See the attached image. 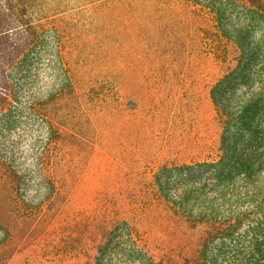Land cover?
Wrapping results in <instances>:
<instances>
[{
  "label": "rangeland",
  "instance_id": "obj_1",
  "mask_svg": "<svg viewBox=\"0 0 264 264\" xmlns=\"http://www.w3.org/2000/svg\"><path fill=\"white\" fill-rule=\"evenodd\" d=\"M44 2L54 13L47 25L58 35L47 36L38 57L30 54L13 71L45 104H27L11 133L21 178L17 192L0 182V264L88 263L97 228L112 217L129 222L156 260L192 259L202 227L156 198L150 182L164 166L170 177L183 167L190 182L217 168L200 164L218 158L224 132L210 91L238 95L251 47L264 53V16L246 3L226 5L227 37L208 8L188 0ZM256 64L249 62L251 77ZM48 138L56 181L37 166ZM233 164L218 171H236L228 183L244 191L237 180L243 169ZM263 165L257 180L264 179ZM249 208L236 242L210 245L212 264H263L249 238L252 228L264 233V201L260 210Z\"/></svg>",
  "mask_w": 264,
  "mask_h": 264
},
{
  "label": "trees",
  "instance_id": "obj_2",
  "mask_svg": "<svg viewBox=\"0 0 264 264\" xmlns=\"http://www.w3.org/2000/svg\"><path fill=\"white\" fill-rule=\"evenodd\" d=\"M44 1L0 0V182L12 192L18 191L21 173L17 168L14 156L15 144L11 139V133L16 121L27 112L25 110L27 104L37 105L40 110L42 109L40 105L45 104L41 103V94L29 93L24 83L15 78L13 71H18V66L23 65L30 54L38 57L41 45L47 36L51 33L58 35L53 27L47 25V21L54 13H51L49 2ZM188 1L193 5L208 8L216 17L219 31L227 37L232 35L222 23L226 5L233 2L246 3L249 10L264 16V0ZM235 41L240 45L241 39L237 35ZM259 51L258 44L251 47L249 61L246 67L242 66L243 72L240 74L242 89L238 95L228 99L217 95L214 87L210 91V98L216 106L224 132L221 136L218 158L214 162L200 164L213 165L217 168L210 169L204 179L190 182L185 177L183 167L177 169L170 177L171 169L164 166L155 173L154 180L150 182L156 198L163 199L174 212L181 214L192 226L202 227L203 235L196 256L192 259H184L181 264L217 263V259L208 258L210 245L215 241L236 242L239 235L238 226L250 218L249 206L260 210L264 201V179L257 180L255 176L257 168L262 166L264 161V75L260 74L261 66H264V53ZM250 61L257 63V68L254 70L255 78L250 76V73L252 74L248 69ZM238 65L240 66V62ZM20 73L21 77H25L24 72ZM254 80L256 87L251 90L250 86ZM255 105H259L260 109L256 114L253 112ZM231 127L241 129L246 134L238 137L234 131L229 130ZM48 140L49 143H46V147L41 152L37 166L44 176L56 181L54 172L56 173L57 164L51 155L54 142L51 138ZM47 157L48 166L44 167L46 164L44 160ZM231 162L237 166L236 168L243 169L241 178L237 180L244 191L239 192V189L228 183L230 182L228 179L232 180L235 174L237 176L236 171L229 169L224 175L218 171L224 164L231 167ZM45 170H48L47 175ZM54 184L55 182H50V187L47 189L48 194H51L50 197L52 193L53 196L56 194L53 190ZM208 186L210 192L205 193V188ZM97 230L95 253L92 260L85 264H168L156 260L140 244L135 230L126 220L112 217L107 224L101 225ZM251 231L249 239L258 254L256 262L263 260L264 264V233L254 228Z\"/></svg>",
  "mask_w": 264,
  "mask_h": 264
}]
</instances>
